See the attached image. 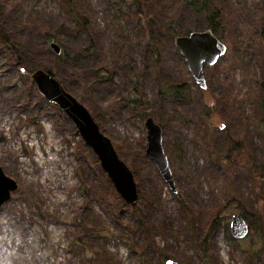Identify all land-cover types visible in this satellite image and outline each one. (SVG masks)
Wrapping results in <instances>:
<instances>
[{"label": "rangeland", "instance_id": "obj_1", "mask_svg": "<svg viewBox=\"0 0 264 264\" xmlns=\"http://www.w3.org/2000/svg\"><path fill=\"white\" fill-rule=\"evenodd\" d=\"M72 2L75 18L57 0H0L10 44L0 43V168L17 184L0 207V264H264V179L256 175L264 157V0H141L140 15L126 0ZM215 11L225 53L204 65L202 89L173 40L206 30ZM45 35L60 60L44 49ZM36 69L51 70L135 169L134 206L114 191L73 124L39 95L28 75ZM162 84L185 85L188 99L159 95ZM146 117L162 129L174 191L144 153ZM223 131L250 172L224 159ZM229 205L258 222L238 241L229 220L210 230Z\"/></svg>", "mask_w": 264, "mask_h": 264}, {"label": "water", "instance_id": "obj_2", "mask_svg": "<svg viewBox=\"0 0 264 264\" xmlns=\"http://www.w3.org/2000/svg\"><path fill=\"white\" fill-rule=\"evenodd\" d=\"M174 47L183 58L188 72L200 88L204 89V65L212 66L225 53V46L208 29L190 32L173 40ZM49 49L59 55L60 47L49 44ZM30 78L45 102L55 105L73 124L82 142L96 156L99 167L112 184L114 191L128 206L137 202L138 194L129 168L119 159L110 140L105 137L89 112L74 97L64 90L61 83L45 71L38 69ZM146 133L145 155L152 161L162 180L174 191L173 179L167 158L162 149L163 132L152 118L146 117L143 123ZM17 189L16 182L7 177L0 168V207L10 199ZM228 229L235 240L243 239L248 233L244 219L238 213L229 216ZM164 264H178L172 260Z\"/></svg>", "mask_w": 264, "mask_h": 264}, {"label": "trees", "instance_id": "obj_3", "mask_svg": "<svg viewBox=\"0 0 264 264\" xmlns=\"http://www.w3.org/2000/svg\"><path fill=\"white\" fill-rule=\"evenodd\" d=\"M57 1L60 4V6L67 12L68 15H70L71 17L75 16L77 10L75 9V6H74L72 0H57ZM126 1L133 8V11L135 14H138V15L141 14V11H142L141 10V6H142L141 0H126ZM189 4L191 6L197 8V3L193 2V1H189ZM219 18H220L219 13L216 11L213 13H210V14L208 13L207 17H206V20H207L206 29L210 30L214 35H216V31H217L216 28L221 25ZM190 32L191 31L186 32L185 35L189 34ZM173 36H174V34H173ZM176 36L177 35H175V38H176ZM263 38H264V34H263ZM52 40H53L52 37H49L48 35L44 36V42H45L44 49H46V50L49 49L48 45L50 44V41H52ZM89 41H90V48H92L93 42L90 38H89ZM0 43L10 45L9 40L5 34V31L1 27H0ZM152 50H153V55L158 60L159 59V52H158L157 48L154 47V48H152ZM55 56H56L55 59L60 60L62 58V53L60 52L59 55H55ZM17 60H18V62H21L22 59L17 57ZM45 72L52 75L50 69L45 70ZM101 72H103V71L98 70L96 72L97 78H103V76H101ZM28 75L30 77L29 73H28ZM64 90L67 91L65 88H64ZM133 92L134 91H132L130 93V95L133 94ZM158 93H159V95H162L164 97L166 96L168 98L175 99V100H187L188 96H189L188 87H185V85L173 86V85H168V84H162L159 86V92ZM136 102H138V99L136 98V96L129 97L128 103L132 107ZM209 113H211V109L209 110ZM207 115H208V113H207ZM223 132L225 135V139L227 141V148L225 150L226 153H225L224 159L228 163H230L232 166H234L235 168H243L245 171L250 172L251 168L249 166L248 158L244 156V159L242 160V156L244 155L242 148L238 146V143H236L235 141H232L229 138V135L227 132H225V131H223ZM129 169L135 178L136 177L135 169L132 167H130ZM256 173H257L256 174L257 176L259 175L261 178L264 179V157L261 159L260 164L258 165V167L256 169ZM76 174L78 175L79 181L82 183V181H83L82 172L79 170ZM177 199H178L179 205L183 209L184 216H185L187 223H189V225H191L192 230H194V220H193L192 215L187 212L182 199L179 197H177ZM132 206H134V205H132ZM227 207H230V205ZM227 207H225L223 210L217 212L216 217L213 218L211 223H210V226H211L210 230L215 231L221 222L227 223L229 216L232 213H239V215L244 219L245 223L247 224L248 233L252 234L253 230L256 229V226H258L257 219H254V217L252 218L249 213L244 212L239 205H237L236 207H235V205L233 207H230L227 210V212L225 213V210L227 209ZM259 228H260V226H259ZM192 239H193L192 241H195V237H194L193 233H192ZM226 240L234 241L235 239L233 240L227 235ZM193 247H194L195 252L201 258V260L206 261L203 243H196Z\"/></svg>", "mask_w": 264, "mask_h": 264}]
</instances>
